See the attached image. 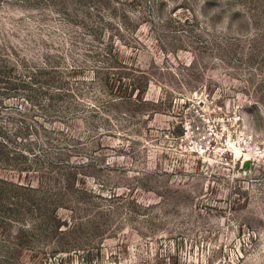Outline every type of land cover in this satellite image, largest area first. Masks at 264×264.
I'll list each match as a JSON object with an SVG mask.
<instances>
[{"label":"rangeland","instance_id":"rangeland-1","mask_svg":"<svg viewBox=\"0 0 264 264\" xmlns=\"http://www.w3.org/2000/svg\"><path fill=\"white\" fill-rule=\"evenodd\" d=\"M0 157V264H264V0H0Z\"/></svg>","mask_w":264,"mask_h":264},{"label":"built area","instance_id":"built-area-1","mask_svg":"<svg viewBox=\"0 0 264 264\" xmlns=\"http://www.w3.org/2000/svg\"><path fill=\"white\" fill-rule=\"evenodd\" d=\"M217 110L220 112V107H216ZM196 117L200 119L201 123L200 124H195L191 123L190 121H186L183 124V129L185 132H203L202 136L203 139H197L196 141L192 142L189 141L188 145L193 146V152L198 155V156H215L219 155L220 157L225 156L228 152H230V147L234 150L235 146H231L230 143V137L227 136V138L224 140L223 149H219L218 146L212 144L210 141H208V136L209 134H214L215 133V125L211 122L210 118L207 117L206 115H201L200 113L196 112ZM239 117L237 115L229 116V117H219L216 119L217 124H221L223 127L226 123H237L239 121ZM219 149V151H218Z\"/></svg>","mask_w":264,"mask_h":264},{"label":"trees","instance_id":"trees-1","mask_svg":"<svg viewBox=\"0 0 264 264\" xmlns=\"http://www.w3.org/2000/svg\"><path fill=\"white\" fill-rule=\"evenodd\" d=\"M2 157H0V159H1ZM0 162H4V161H0ZM7 183V182H6ZM9 184V183H8ZM10 185V184H9ZM13 185V184H12ZM16 188H22L21 186H15ZM33 189L32 188H27V191L29 192H31ZM9 208L11 209L12 207V203H9ZM42 220H48V218H46V217H44ZM50 220H52L54 223H56V225H54L53 227H52V229H53V233H54V235H55V239L56 240H58L59 239V237H60V235H62L63 234V231H62V229H61V224H60V222H59V219L56 217V215H54V216H51L50 217ZM57 223H58V226H57ZM60 224V225H59ZM67 229H68V227H66Z\"/></svg>","mask_w":264,"mask_h":264},{"label":"water","instance_id":"water-1","mask_svg":"<svg viewBox=\"0 0 264 264\" xmlns=\"http://www.w3.org/2000/svg\"><path fill=\"white\" fill-rule=\"evenodd\" d=\"M247 165H248V161H245L243 167H247Z\"/></svg>","mask_w":264,"mask_h":264}]
</instances>
